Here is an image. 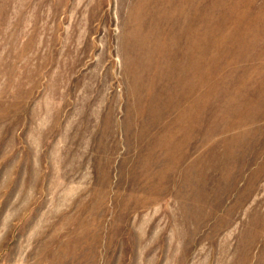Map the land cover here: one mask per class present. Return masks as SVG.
Returning a JSON list of instances; mask_svg holds the SVG:
<instances>
[{
	"label": "rangeland",
	"instance_id": "1",
	"mask_svg": "<svg viewBox=\"0 0 264 264\" xmlns=\"http://www.w3.org/2000/svg\"><path fill=\"white\" fill-rule=\"evenodd\" d=\"M0 264H264V0H0Z\"/></svg>",
	"mask_w": 264,
	"mask_h": 264
}]
</instances>
